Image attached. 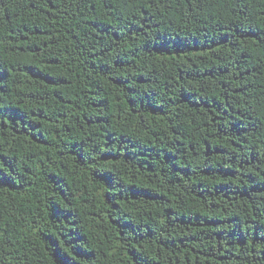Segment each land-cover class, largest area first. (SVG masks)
Masks as SVG:
<instances>
[{"label":"trees","instance_id":"obj_1","mask_svg":"<svg viewBox=\"0 0 264 264\" xmlns=\"http://www.w3.org/2000/svg\"><path fill=\"white\" fill-rule=\"evenodd\" d=\"M0 264H264V0H0Z\"/></svg>","mask_w":264,"mask_h":264}]
</instances>
